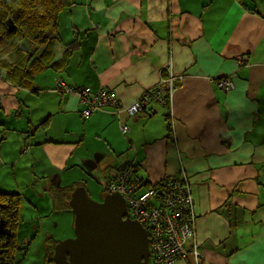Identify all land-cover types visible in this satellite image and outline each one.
<instances>
[{
	"label": "crops",
	"instance_id": "obj_1",
	"mask_svg": "<svg viewBox=\"0 0 264 264\" xmlns=\"http://www.w3.org/2000/svg\"><path fill=\"white\" fill-rule=\"evenodd\" d=\"M58 30L63 45L78 39L66 70L26 89L0 77V164L13 171L26 155L40 172L57 165L76 177L62 194L127 166L148 186L184 170L200 264H264V0H74ZM169 73L180 80L163 102L126 114ZM220 78L234 88L219 89ZM59 79L113 93L121 112L82 119Z\"/></svg>",
	"mask_w": 264,
	"mask_h": 264
},
{
	"label": "built area",
	"instance_id": "obj_2",
	"mask_svg": "<svg viewBox=\"0 0 264 264\" xmlns=\"http://www.w3.org/2000/svg\"><path fill=\"white\" fill-rule=\"evenodd\" d=\"M244 61L245 59L239 60L240 63ZM175 80H180V77L169 73L156 87L145 92L138 101L127 107L126 114L133 116L153 101L163 102L164 95L173 91ZM214 83L225 92L234 88V83L229 78H220ZM57 84L61 89L67 88L60 80ZM77 96L87 107L82 111L84 118L102 109L111 112L117 109V113L121 112L113 93L100 90L90 95L89 88H84ZM119 129L123 135L129 130L124 124H120ZM104 189L108 194L120 195L130 218L146 229L150 264H174L187 258H191L194 264H200V253L194 240V202L184 170L175 178L165 179L158 189H154L146 185L133 168L128 167L116 178L108 180Z\"/></svg>",
	"mask_w": 264,
	"mask_h": 264
},
{
	"label": "trees",
	"instance_id": "obj_3",
	"mask_svg": "<svg viewBox=\"0 0 264 264\" xmlns=\"http://www.w3.org/2000/svg\"><path fill=\"white\" fill-rule=\"evenodd\" d=\"M73 2L74 0H0V77L2 79L26 89L33 84L36 74L48 70L53 73L66 70L78 46V39L74 38L65 43L62 54L57 58V46L61 42L58 16ZM25 43L28 46H25ZM65 87H67L65 90L61 89L57 84L56 89L77 96L84 88H88L66 84ZM89 90L90 95L95 94L90 88ZM86 108L82 105L83 110ZM81 111L82 119H88L98 112L95 111L84 118ZM128 167L136 171L132 166L124 167L122 170ZM81 184L83 183H73L64 189L66 193L61 194V199H64L63 195L66 197L65 202L62 200L65 211H71L68 205L69 196L73 189ZM160 186L161 182L151 187L158 189ZM20 200L18 193L0 191V264H18L16 253L19 250L17 229ZM58 208H62L60 203ZM55 245L47 252L45 264H53Z\"/></svg>",
	"mask_w": 264,
	"mask_h": 264
},
{
	"label": "rangeland",
	"instance_id": "obj_4",
	"mask_svg": "<svg viewBox=\"0 0 264 264\" xmlns=\"http://www.w3.org/2000/svg\"><path fill=\"white\" fill-rule=\"evenodd\" d=\"M21 159L19 168L13 171L0 164V191L18 193L21 197L16 261L18 264H45L52 246L74 237V214L58 208L63 191L57 190L76 177L61 171L57 165L49 173L48 169L40 172L36 165L29 167L33 158L25 155ZM104 185L101 175L88 178L86 190L90 199L100 202L106 194Z\"/></svg>",
	"mask_w": 264,
	"mask_h": 264
},
{
	"label": "water",
	"instance_id": "obj_5",
	"mask_svg": "<svg viewBox=\"0 0 264 264\" xmlns=\"http://www.w3.org/2000/svg\"><path fill=\"white\" fill-rule=\"evenodd\" d=\"M86 189L79 185L69 196L74 237L55 246L53 264H149L147 231L130 218L121 196L97 202Z\"/></svg>",
	"mask_w": 264,
	"mask_h": 264
},
{
	"label": "clouds",
	"instance_id": "obj_6",
	"mask_svg": "<svg viewBox=\"0 0 264 264\" xmlns=\"http://www.w3.org/2000/svg\"><path fill=\"white\" fill-rule=\"evenodd\" d=\"M106 194H108V193L106 192ZM149 264H150V262H149Z\"/></svg>",
	"mask_w": 264,
	"mask_h": 264
}]
</instances>
